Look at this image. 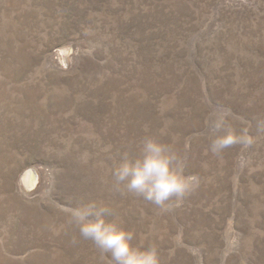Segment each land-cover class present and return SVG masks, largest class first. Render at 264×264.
I'll list each match as a JSON object with an SVG mask.
<instances>
[{"label": "rangeland", "instance_id": "obj_1", "mask_svg": "<svg viewBox=\"0 0 264 264\" xmlns=\"http://www.w3.org/2000/svg\"><path fill=\"white\" fill-rule=\"evenodd\" d=\"M146 135L196 178L165 212L114 186ZM90 201L161 264H264V0H0V264H112Z\"/></svg>", "mask_w": 264, "mask_h": 264}, {"label": "clouds", "instance_id": "obj_2", "mask_svg": "<svg viewBox=\"0 0 264 264\" xmlns=\"http://www.w3.org/2000/svg\"><path fill=\"white\" fill-rule=\"evenodd\" d=\"M224 127L223 120L215 124L217 130ZM237 143L247 146L252 138L229 128L211 141L210 150L218 154ZM112 176L116 190L142 197L161 212L168 211L172 201L182 202L196 187V178L184 174L179 152L155 135L144 136L135 154L123 151ZM68 223L78 229L83 239L91 241L101 258L110 256L112 264H161L158 251L134 244L135 231L119 223L106 204L90 201L71 208Z\"/></svg>", "mask_w": 264, "mask_h": 264}, {"label": "bare ground", "instance_id": "obj_3", "mask_svg": "<svg viewBox=\"0 0 264 264\" xmlns=\"http://www.w3.org/2000/svg\"><path fill=\"white\" fill-rule=\"evenodd\" d=\"M66 54V52L64 53ZM64 59V58H63ZM10 95V94H9ZM38 174V173H37ZM37 174L36 172L34 173V171H30L29 172H26L24 175H23V180L24 182L27 184V185H31V184H34V181H36V178H37Z\"/></svg>", "mask_w": 264, "mask_h": 264}]
</instances>
